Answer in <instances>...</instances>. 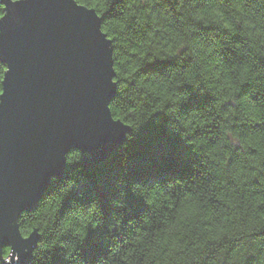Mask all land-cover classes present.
<instances>
[{
  "label": "clouds",
  "instance_id": "9594fccd",
  "mask_svg": "<svg viewBox=\"0 0 264 264\" xmlns=\"http://www.w3.org/2000/svg\"><path fill=\"white\" fill-rule=\"evenodd\" d=\"M89 7L110 46L109 120L129 130L94 166L115 170L112 211L105 217L85 187V153L65 152L66 173L52 175L15 221L23 240L39 237L31 264H53L57 249L63 264H92L81 246L101 226L106 251L94 264H264V0H91ZM7 15L0 3V21ZM157 62L167 66L144 71ZM9 71L0 62V105ZM193 92L208 103L184 108ZM161 114L188 149L190 173L132 179L129 145ZM129 194L143 203L138 214ZM0 259L10 264V245Z\"/></svg>",
  "mask_w": 264,
  "mask_h": 264
},
{
  "label": "water",
  "instance_id": "95a60500",
  "mask_svg": "<svg viewBox=\"0 0 264 264\" xmlns=\"http://www.w3.org/2000/svg\"><path fill=\"white\" fill-rule=\"evenodd\" d=\"M0 3L8 13L0 62L10 68L0 105V248H13L10 264H29L39 237L19 236V212L46 192L52 175L63 176L65 152L79 148L85 161L103 162L129 130L109 120L110 46L91 8L73 0Z\"/></svg>",
  "mask_w": 264,
  "mask_h": 264
},
{
  "label": "trees",
  "instance_id": "16d2710c",
  "mask_svg": "<svg viewBox=\"0 0 264 264\" xmlns=\"http://www.w3.org/2000/svg\"><path fill=\"white\" fill-rule=\"evenodd\" d=\"M77 3L90 8L89 5L91 0H77ZM109 14H111V12ZM262 63H264V61H262ZM166 66V64L161 65L157 62L156 64L147 66L144 71H162ZM206 103H208L207 97H201L198 93L193 92L188 103L184 105V108L200 106ZM160 119L162 121L160 124L149 122L145 125L141 133L129 145V151L131 153L130 159L132 161L129 166V176L132 179L150 180L190 173L191 161L187 158L188 149L184 146L183 141H181L178 136L173 135L166 127L167 118L163 117L161 114ZM124 142H122V144ZM111 155L112 153L109 157H111ZM109 157L103 162L108 161ZM100 163H91L85 161L84 158L80 167L83 169L82 174L87 178V185L85 187L88 185L91 186L92 190L101 200L105 217H108L112 211L109 200L113 195L112 180L115 170L112 168L101 170L94 167ZM64 170L65 174L66 166ZM101 173H103L102 181L99 179ZM74 196L75 193L71 194L68 199L70 200ZM128 200L133 214H138L143 210L144 206L142 201L132 197L131 194H129ZM102 232L103 226L95 231H90L88 238L81 246L82 256L85 259H89L92 264H94V261L99 256L104 255L106 251V247L102 240ZM59 251L60 250L57 249V254L53 256V264H63V258L58 254ZM7 254L6 252L5 256H7ZM30 260L29 264L32 262V257Z\"/></svg>",
  "mask_w": 264,
  "mask_h": 264
}]
</instances>
